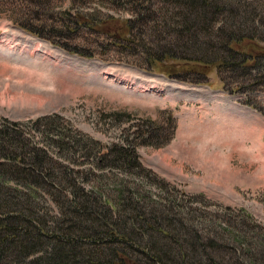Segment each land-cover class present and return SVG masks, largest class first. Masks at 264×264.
<instances>
[{"label": "rangeland", "instance_id": "obj_1", "mask_svg": "<svg viewBox=\"0 0 264 264\" xmlns=\"http://www.w3.org/2000/svg\"><path fill=\"white\" fill-rule=\"evenodd\" d=\"M243 1L252 20L264 21V0ZM152 6L178 11L168 0ZM138 8L133 0H0V122H24L29 145L50 149L56 173L69 166L120 225L131 226L141 209L172 211L191 230L223 233L232 246L228 221L238 227L241 219L230 208L254 218L260 229L251 241H264V83L227 66L202 64L178 76L151 66L145 46L156 53L160 40L126 26L142 14ZM240 85L248 88L234 89ZM129 143L145 170L115 160L114 147ZM31 197L34 216L49 229L71 220L61 209L67 198L40 190Z\"/></svg>", "mask_w": 264, "mask_h": 264}, {"label": "trees", "instance_id": "obj_2", "mask_svg": "<svg viewBox=\"0 0 264 264\" xmlns=\"http://www.w3.org/2000/svg\"><path fill=\"white\" fill-rule=\"evenodd\" d=\"M133 1L142 6L138 8L142 14L126 21L128 34L141 26L138 34L150 29L155 38L151 41L160 40L156 53L151 52L152 47L145 46L151 66L157 64L155 67L165 68L167 74L176 76L183 71H201L202 64L227 66L241 70L247 77L253 76L255 82L264 83V73L257 74L264 69V32H258L264 21L250 18L251 6L246 1L168 0L178 11L165 13L153 9L152 0ZM222 16L229 19L222 23ZM180 61L183 63L178 67ZM240 86L234 89L244 92L250 87L249 84ZM45 119L40 118L34 125L41 128ZM26 127L24 122L8 119L0 122V264H264V241L253 243V236L249 234L259 231L260 224L230 208L227 210L233 220L235 216L241 219L238 227L234 224L237 221H228L232 246L224 242L223 233L208 237L197 229L191 230L172 211L159 215L156 211L148 213L141 209L139 219H134L131 226L114 222L112 208L88 193L72 177L76 173L69 166H56L61 170L56 173L53 152L29 145ZM48 127L50 130L51 126ZM156 132L152 129L149 135L160 136ZM51 135L59 142L57 146L70 149L64 136L54 132ZM114 148L117 162L134 163L144 169L135 146L129 143ZM18 185L26 189H19ZM39 190L59 195L58 200L67 198V210L64 206L61 209L71 214L73 222L63 220L60 226L49 229L41 218H36L30 199ZM121 208L126 210V203L116 210ZM152 221L159 223H155L157 228ZM66 222L71 224L65 225ZM234 238L240 239L243 247H236ZM224 251L227 253L220 255Z\"/></svg>", "mask_w": 264, "mask_h": 264}, {"label": "bare ground", "instance_id": "obj_3", "mask_svg": "<svg viewBox=\"0 0 264 264\" xmlns=\"http://www.w3.org/2000/svg\"><path fill=\"white\" fill-rule=\"evenodd\" d=\"M27 96V95H26ZM34 96V95H33ZM26 98V97H25Z\"/></svg>", "mask_w": 264, "mask_h": 264}]
</instances>
